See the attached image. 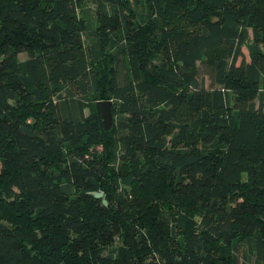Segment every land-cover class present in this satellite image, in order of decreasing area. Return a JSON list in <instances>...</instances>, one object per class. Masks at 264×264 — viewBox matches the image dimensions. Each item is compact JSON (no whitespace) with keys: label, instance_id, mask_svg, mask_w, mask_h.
Returning a JSON list of instances; mask_svg holds the SVG:
<instances>
[{"label":"trees","instance_id":"16d2710c","mask_svg":"<svg viewBox=\"0 0 264 264\" xmlns=\"http://www.w3.org/2000/svg\"><path fill=\"white\" fill-rule=\"evenodd\" d=\"M92 2L0 0V264H264V0Z\"/></svg>","mask_w":264,"mask_h":264},{"label":"rangeland","instance_id":"374dc122","mask_svg":"<svg viewBox=\"0 0 264 264\" xmlns=\"http://www.w3.org/2000/svg\"><path fill=\"white\" fill-rule=\"evenodd\" d=\"M96 5L92 2V0H84V6L83 8L80 10V15L87 17V19L89 21H92L93 23L96 22ZM86 41L89 42L90 40L93 39V36L86 34L85 35ZM244 53H245V60L249 61V55H248V50L246 48H243ZM28 57V55L26 53H21L19 55V58L21 60H24ZM242 61V58H239L238 60V64H240ZM204 76L203 73H200V78H202ZM205 80H206V84L209 85L210 84V80L208 77L205 76ZM89 108H86V113H88Z\"/></svg>","mask_w":264,"mask_h":264},{"label":"water","instance_id":"95a60500","mask_svg":"<svg viewBox=\"0 0 264 264\" xmlns=\"http://www.w3.org/2000/svg\"><path fill=\"white\" fill-rule=\"evenodd\" d=\"M100 109V117L102 119L103 126L105 130L109 131L113 126V101L112 100H100L97 102ZM97 198H103L104 193L102 191H97L92 193ZM103 203L108 206L107 199L103 198Z\"/></svg>","mask_w":264,"mask_h":264}]
</instances>
